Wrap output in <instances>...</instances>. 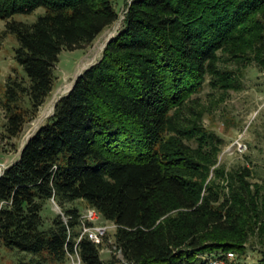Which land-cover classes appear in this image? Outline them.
Returning a JSON list of instances; mask_svg holds the SVG:
<instances>
[{"label": "trees", "instance_id": "16d2710c", "mask_svg": "<svg viewBox=\"0 0 264 264\" xmlns=\"http://www.w3.org/2000/svg\"><path fill=\"white\" fill-rule=\"evenodd\" d=\"M39 6L31 22L13 17ZM117 14L114 0H0L23 71L4 81L7 136L51 91L60 51L90 44ZM220 54L264 63V0H130L100 57L0 172V244L31 255L17 264L71 255L79 264H204L213 252L233 250L236 259L254 233L263 257L249 264H264V181L249 180L246 165L216 164L222 138L213 131L172 126L206 78L211 87H241ZM168 130L179 135L164 138ZM50 198L61 212L46 225L41 209ZM75 199L115 224L107 258L102 240L80 235L79 209L64 206Z\"/></svg>", "mask_w": 264, "mask_h": 264}, {"label": "rangeland", "instance_id": "374dc122", "mask_svg": "<svg viewBox=\"0 0 264 264\" xmlns=\"http://www.w3.org/2000/svg\"><path fill=\"white\" fill-rule=\"evenodd\" d=\"M129 2L130 0H114L118 13L117 18L105 27L90 44L85 45L83 48L62 49L60 51L54 66L52 89L39 106L36 115L25 121L18 135L7 136L5 134L4 110L0 106V172L5 166L18 158L21 146L28 135L30 136L39 126V123H43L50 115L51 111L48 114L46 113L48 106L52 104L53 108L58 97L65 94L72 86L77 74L100 57L106 40L120 28ZM43 11L44 8L39 6L30 13H16L13 17L31 22ZM16 45L15 35L5 31V20L0 18V98L2 97L7 75H20L23 73L21 66L14 58V47ZM219 65L233 68L241 81V87L238 89L211 87L207 82L208 78H206L202 88L190 96L192 98L190 101L195 99V102L189 101L188 104L175 112V122L172 126L178 130V128L201 125L206 130L213 131L222 138V144L216 155V164L224 165L228 171L246 165L251 169L249 180L263 182L264 63H260L255 58L239 63L225 57L224 54H220ZM194 113H197L198 116ZM168 135L175 136L179 134L176 130H168L164 138ZM181 138L191 147L196 146L194 139H187L183 136ZM238 143H241L242 146H239ZM211 176L212 172H210L208 179ZM218 181L222 183L221 179H218ZM64 206H76L80 213H84L87 209V205L81 199L68 201ZM58 212H61V207L55 199H48L41 209L45 224L47 225L50 217ZM91 221L94 225L107 226L106 233L101 239L102 245L100 248V255L105 259L112 253L111 251L114 248L113 232L115 224L102 218L98 212ZM246 246L245 253L240 255L236 253L237 258L229 261V264H249L257 262L263 257L262 242L257 234H251ZM115 253L120 256L118 250ZM30 256V254L9 249L0 244V264H17L20 257L28 258ZM60 264L79 263H77V257L71 255L65 262Z\"/></svg>", "mask_w": 264, "mask_h": 264}, {"label": "built area", "instance_id": "2783aa9c", "mask_svg": "<svg viewBox=\"0 0 264 264\" xmlns=\"http://www.w3.org/2000/svg\"><path fill=\"white\" fill-rule=\"evenodd\" d=\"M239 146H242L241 143H238ZM97 211L93 207H87L84 213H81V231L82 233H86L89 238H91L94 242H100L104 234L106 233V225H87L85 221H91L95 218ZM235 253L233 250L220 251L209 253L206 256L205 264H229V261L233 260ZM77 257V263H79V258Z\"/></svg>", "mask_w": 264, "mask_h": 264}, {"label": "bare ground", "instance_id": "6f19581e", "mask_svg": "<svg viewBox=\"0 0 264 264\" xmlns=\"http://www.w3.org/2000/svg\"><path fill=\"white\" fill-rule=\"evenodd\" d=\"M121 24V23H120ZM115 27V26H114ZM114 29V28H113ZM115 30V29H114ZM114 32V31H113ZM102 52V51H101ZM94 59V58H93ZM92 59V60H93ZM86 66V65H85ZM71 85V84H70ZM51 109H52V104H50L49 106H48V108L46 109V113L48 114L50 111H51ZM45 113V114H46ZM39 122V121H38ZM40 124V123H39ZM37 125V124H36ZM29 134V133H28ZM29 136V135H28Z\"/></svg>", "mask_w": 264, "mask_h": 264}, {"label": "water", "instance_id": "95a60500", "mask_svg": "<svg viewBox=\"0 0 264 264\" xmlns=\"http://www.w3.org/2000/svg\"><path fill=\"white\" fill-rule=\"evenodd\" d=\"M108 40H109V38L106 40V42H107ZM80 73H81V72H79L78 74H80ZM78 74H77V75H78ZM75 78H76V77H75ZM70 88H71V87H70ZM70 88H69V89H70ZM69 89H68V90H69ZM59 97H60V96H59ZM59 97H58V98H59ZM54 104H55V103H54ZM53 108H54V105H53ZM53 108H52L50 114L53 112ZM28 137H29V136H28ZM28 137H27V138H28ZM27 138H26V140H27ZM26 140H25V141H26ZM24 143H25V142H24ZM24 143H23V145H24ZM23 145L21 146V149L23 148ZM20 151H21V150H20ZM5 167H6V166H5Z\"/></svg>", "mask_w": 264, "mask_h": 264}]
</instances>
